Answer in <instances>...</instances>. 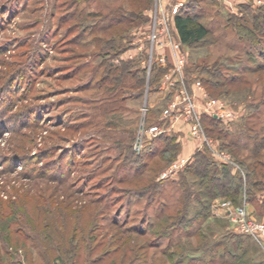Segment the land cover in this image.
<instances>
[{
  "label": "rangeland",
  "instance_id": "obj_1",
  "mask_svg": "<svg viewBox=\"0 0 264 264\" xmlns=\"http://www.w3.org/2000/svg\"><path fill=\"white\" fill-rule=\"evenodd\" d=\"M160 1L164 0H153L152 7L144 11L149 20L136 19L134 24H128L124 34L126 40L123 39L119 47L125 49L114 56L119 45L110 47L106 42L113 38L118 42L125 23L116 24L117 20H133L127 13L134 3L137 6L143 0H0V211L8 210L16 214L15 218L24 220L28 225L22 224L20 229L29 236L26 241L12 231L10 241L6 237L10 242L9 250L12 249L9 256L1 250L5 247L0 239V264H18L17 261L47 264L46 257L52 258L56 254L57 235L82 243L91 239L94 249L90 260L99 259L115 249L109 248L108 243L114 240L117 231H125L128 248L151 241L155 239L151 231L142 237L127 231L134 227L145 230L149 222L155 220L152 205H147L149 198L154 199L153 204L164 198L172 206L168 212L181 208L182 205L172 204L180 197L177 183L181 177L189 181L193 192L187 200V218L193 217L200 208L196 205L198 199L209 207L210 216L201 225V238L199 235L184 238L181 235L184 233L171 229L173 236L180 238V242L174 241L168 248L174 260L182 258L186 262L189 257H196L200 258L201 264H207L210 254L218 251L210 248L220 242L224 249L237 248L235 254L241 257L239 264H264V240H256L233 227L226 210L221 207L222 202L228 200L205 201L201 181L182 171L186 163L181 165V161H191L192 151L198 146L190 138L186 125L179 124L167 133L175 135L182 146L176 161L167 168L163 158L157 156L147 162L141 175L134 177L123 171L134 164H130L135 158L131 153L132 132L143 121L147 89L142 100L134 101L135 91L124 89L117 97L118 103H110L113 94L105 93L110 79L108 70L120 60L131 61L133 71L142 69L143 56L133 53L132 37L150 32V15ZM259 1L239 0L233 15L239 17L248 10L251 18L256 8L264 5V0ZM162 2L165 7L167 3ZM223 2L205 0L201 3L204 10L200 21L210 28L215 39L211 40L210 36L190 49L183 46L188 73L192 77H197V72L192 73L194 65L217 63L223 76L229 77L236 74L240 61L248 64L244 54L246 46L235 43L236 33L230 24L227 26L232 14ZM244 6L249 8L245 10ZM241 9L245 11L241 12ZM130 54H133L132 59ZM256 58L258 62L262 61L261 57ZM244 76L253 78L248 72ZM202 86L207 100L223 102L225 112L229 114L219 119L221 128L240 132L247 124L264 125V107L248 123V120L243 121L244 103L228 100L238 94H222L224 89L220 88L210 96ZM256 93L258 96L254 101L260 99L261 92L257 90ZM158 96L153 94L152 99L157 101ZM114 105L117 110L111 112ZM204 106L206 101L202 100V108ZM207 116L211 114L203 115V121H207L203 126L208 130ZM254 121L256 123H252ZM214 142L219 153H226ZM189 144L194 147L187 154ZM211 154V162H222ZM173 164L179 167L173 168ZM207 168L212 170L213 167ZM165 173L167 175L162 177ZM162 179L159 188H149L151 182L158 184ZM152 190L159 194L153 197ZM255 196L262 200L263 193L258 192ZM243 205L255 221L264 225V216L258 218L252 205L243 202L240 206ZM113 222L118 223L119 229L113 227ZM6 228L1 226L4 233ZM198 228L196 222L190 230ZM31 239L34 244L33 240L29 241ZM166 242L157 248L153 263L163 264L159 252L166 249ZM22 243L25 248L20 247L22 254L16 255L13 248H19ZM27 249L32 251V259L27 256L30 252H26ZM245 249L244 256L240 255ZM115 250L111 255H103L98 264H110L115 259L120 262L123 251ZM146 252L152 255L153 249ZM219 252L221 257H216L217 260L226 258L223 249ZM129 258L124 262L128 263ZM130 264L139 263L133 261Z\"/></svg>",
  "mask_w": 264,
  "mask_h": 264
},
{
  "label": "trees",
  "instance_id": "obj_2",
  "mask_svg": "<svg viewBox=\"0 0 264 264\" xmlns=\"http://www.w3.org/2000/svg\"><path fill=\"white\" fill-rule=\"evenodd\" d=\"M205 0H190L179 9L177 14L173 18L174 24V35L181 42V44L187 49L200 45L204 43L210 36L211 40L215 39L212 37V31L205 24H203L200 19L202 17V11L204 8L201 6V3H204ZM153 5V0H143V3L139 5L132 6L128 11V16L133 20H117L116 24H124V30L122 34L118 37V42L116 38L110 39L106 42V46L116 47V44L119 45L115 55H119L125 48H119L122 46V40H126V32L128 31V24H134L136 19L145 21L149 20L147 14H144V11L150 9ZM243 8L248 9L246 6ZM121 10V6L119 7ZM241 9L240 11H245ZM250 11H245L239 17L234 16L233 14L228 17L227 26L230 24L232 29H234L235 43L238 45H245L244 54L248 64H245L243 61L238 63V68L234 76L224 77L221 70L218 68L217 63L212 64V66H200L194 65L192 73L197 72V77H192L188 73V65H186L184 70L185 80L188 83H192L195 80L201 79L200 82L205 86L207 91L211 96L217 89L223 88L222 94H229L234 92L241 96V99L238 98V95L235 97H230L228 100H238L244 103L245 114L244 120H254L257 116V112L264 107V5L258 6L254 15L250 18L248 13ZM114 25V24H113ZM125 36V37H124ZM216 41V40H215ZM256 53V54H255ZM256 57H261L262 61L258 62ZM131 61H121L118 65L109 66L110 79L108 87L105 90V93H111L112 102L118 103L117 97L119 93L126 89L135 91L134 101L144 99V92L147 89L146 95V107L147 112L144 117V125L146 127L150 125H159L162 120L160 119L161 111L165 108L166 103L169 101L172 91H167L162 95L164 86L161 81L163 75L166 72V69L158 67L156 64L152 65V70L149 79L146 76V68H134L132 70ZM252 75V79L245 78L246 73ZM237 86H241L238 90ZM257 90L262 94L257 101H254L257 95ZM160 95L157 97V101L152 99L153 94ZM225 96V95H224ZM116 99V100H115ZM109 106H107V109ZM114 107V108H113ZM111 112L117 110L116 105H114ZM208 120V130L204 126L206 134L212 136L218 144V149L223 150L229 154L231 163L229 162H211L209 156L211 152L207 149H194L192 160H188L183 167L184 173H190L192 176H195L197 180H200V186L203 189V198L205 201H212L217 198H225L231 202L234 206H240L245 202L248 205H252L254 209L257 210V216H264V125L250 126V124L241 129L240 132L237 130L223 129L221 128L219 119L210 116H207ZM203 122H207L206 120ZM252 123H256L255 121ZM262 124V123H261ZM252 125V124H251ZM139 126V125H138ZM138 130H133V141L131 142V153L135 155V158L130 161L131 164L129 167L124 168V173L132 174L135 176L141 175L143 171L147 168V162L155 159L157 156L163 158L164 162L167 163L166 168L172 162H175L181 151V144L177 141L175 135L162 134L155 138L145 139V146L140 153H136L133 149V145L136 138V133ZM122 145V144H120ZM213 156V154H211ZM145 162H143V161ZM141 161V162H139ZM212 166V170H208V166ZM155 184L151 182L149 188L156 189L159 188L162 184ZM189 181L185 177L177 183V187L180 192V197H176L173 201V205H182L181 208H177V211L168 212L172 207L165 201V199L158 200L154 204L152 203L153 198H149L148 207L152 205L154 212L155 220L149 222L146 229H138L134 227L131 230H128L127 233H135L139 236H145L151 231V234L155 236V239L151 241H144L139 244V246L132 247L131 245L126 244L124 240L125 231L115 232V238L112 242L108 243L109 248L121 249L123 251L120 255V262L115 259L110 262V264H130V262L135 261L139 264H156L153 263L157 256V248L166 240L165 248L162 249L159 253L163 257V264H201L200 258L189 257L185 262L182 258L174 260V255L172 252H169L168 248L172 247L174 241L180 242V238L176 239L171 233L172 228H176L184 238L195 237L199 235L203 237L201 231L202 223L205 224L206 219L210 216L209 207L206 204L202 205L199 199L196 201V205L199 206L195 211V215L188 219V199L193 195ZM153 192V197L159 194L157 191ZM263 193L262 200H259L255 195L256 193ZM14 215L8 210L5 212L0 211V239L2 240L3 246L1 248L3 253L6 256H9V241L12 231H16L17 234L21 235L24 240H28L29 236L23 234L20 229V225H28L24 223V220L20 218H15ZM197 222L199 228L196 230H190L192 224ZM23 224V225H22ZM117 229L119 225L117 222L112 223ZM5 225L6 233L1 229V226ZM13 227V228H12ZM15 227V228H14ZM31 228V227H30ZM173 230V229H172ZM6 237H8L6 240ZM59 238L58 243L55 245L56 254L51 258L46 257L47 264H81L85 262L87 264H98L102 260V256L111 255L115 253V249L111 252H106L100 258L96 260H90L91 251H93L94 246L91 242V239H88L87 242L73 241L72 239H66L63 236L57 235ZM33 239L29 240L32 241ZM155 241V242H152ZM34 244V240L32 242ZM40 243V242H39ZM12 244V243H11ZM13 245V244H12ZM8 247V250H7ZM20 247H24L23 243L19 245V248L15 246L16 255L21 251ZM218 249L216 254H210L209 262L207 264H239L240 256H236L235 249H224L220 247V242L215 243L210 249ZM147 249H153L152 255L146 252ZM209 249V250H210ZM223 249V254L226 255V258L217 260L216 257H221L219 250ZM46 248L44 253L46 254ZM118 250V251H119ZM29 255L27 252L28 258L32 259V251ZM244 252H241L240 255L244 256ZM40 252V251H39ZM11 253V252H10ZM20 253V252H19ZM41 253V252H40ZM22 254V253H20ZM150 255V256H149ZM130 256L129 262H124L126 258ZM229 256V257H227ZM86 259L84 260V258ZM0 260H2L0 258ZM31 262V261H30ZM18 264H23L20 261H17ZM25 264V263H24ZM32 264V263H29Z\"/></svg>",
  "mask_w": 264,
  "mask_h": 264
},
{
  "label": "built area",
  "instance_id": "obj_3",
  "mask_svg": "<svg viewBox=\"0 0 264 264\" xmlns=\"http://www.w3.org/2000/svg\"><path fill=\"white\" fill-rule=\"evenodd\" d=\"M259 3V0H251ZM183 6V3L176 1L168 3L165 7L161 5L150 15L152 27L146 35L134 34L132 37V51L135 55H142V65L146 68L149 79L152 65L156 64L162 69H166L162 78L164 90L162 95L167 91H172L171 97L165 108L161 111L159 125H144V117L147 107L144 105L143 121H141L137 137L134 142V151L140 153L144 148L145 139L155 138L162 134L174 131L177 125L184 124L188 127L190 138L197 142L196 149L207 148L213 155L220 158L222 162H230V156L223 152H218L215 142L207 134L203 126V115L206 113L211 116L222 119L229 116L225 112L226 108L223 102L208 99L207 93L198 80L188 83L185 80L184 70L186 67V56L183 45L174 35L173 18ZM132 59L133 54H130ZM145 57V58H144ZM160 95V93H159ZM201 100V105L199 102ZM202 100L206 101V106L202 108ZM202 108V109H201ZM188 160L181 161V165ZM173 168L179 167L173 164ZM167 173L163 174L165 177ZM221 207L226 210V215L233 227L241 233L252 236L256 240H264V225L255 221L248 213L245 205L234 207L229 201H224Z\"/></svg>",
  "mask_w": 264,
  "mask_h": 264
},
{
  "label": "crops",
  "instance_id": "obj_4",
  "mask_svg": "<svg viewBox=\"0 0 264 264\" xmlns=\"http://www.w3.org/2000/svg\"><path fill=\"white\" fill-rule=\"evenodd\" d=\"M176 1H180V2H182L183 4H185V3H187L188 1H190V0H164L163 2H162V4L164 3V4H168V3H174V2H176ZM238 3H240L239 2V0H224V2H223V4H224V6H225V8L229 11V13H231V14H234L235 12V8L237 9V7L238 6H236V4H238ZM241 3H243L242 1H241ZM193 147H194V145H192ZM192 146H190V144L188 145V147L190 148V150H188L187 151V154H189L190 153V151H192V149H193V147ZM186 149V148H185ZM194 151V150H193ZM192 151V152H193ZM186 156V155H185Z\"/></svg>",
  "mask_w": 264,
  "mask_h": 264
}]
</instances>
